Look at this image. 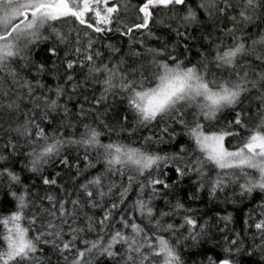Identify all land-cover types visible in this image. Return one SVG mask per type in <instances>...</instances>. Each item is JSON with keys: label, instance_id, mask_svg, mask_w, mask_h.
<instances>
[{"label": "snow or ice", "instance_id": "obj_1", "mask_svg": "<svg viewBox=\"0 0 264 264\" xmlns=\"http://www.w3.org/2000/svg\"><path fill=\"white\" fill-rule=\"evenodd\" d=\"M245 258L264 264V0H0V264Z\"/></svg>", "mask_w": 264, "mask_h": 264}, {"label": "trees", "instance_id": "obj_2", "mask_svg": "<svg viewBox=\"0 0 264 264\" xmlns=\"http://www.w3.org/2000/svg\"><path fill=\"white\" fill-rule=\"evenodd\" d=\"M134 2V0H133ZM111 39L113 41H115L116 39H118V37H111ZM46 79H48L49 83H54V81L51 80L50 77H47ZM182 142V141H181ZM49 171H51V169H49ZM186 187L183 189V192L181 193L183 195V193L191 191V186H188V182H185ZM256 196V201H253V203H256L259 200L260 194L259 193H255L254 194ZM192 207L199 209L201 212H205L207 211L209 213V215H211L213 212L217 211L216 208H214L208 201V197H207V193L203 192L202 193V199L196 202H193ZM207 206V207H206ZM231 211V208L229 209ZM236 216V223H235V227L237 229H239L242 225V220H243V212H237L235 213ZM218 249L215 248H211L209 247V245L205 244L201 250V254H211V255H218ZM242 264H250V261H248L246 258L243 259Z\"/></svg>", "mask_w": 264, "mask_h": 264}]
</instances>
